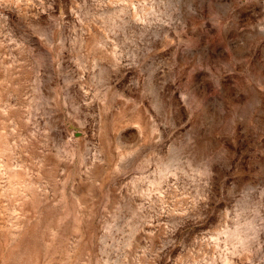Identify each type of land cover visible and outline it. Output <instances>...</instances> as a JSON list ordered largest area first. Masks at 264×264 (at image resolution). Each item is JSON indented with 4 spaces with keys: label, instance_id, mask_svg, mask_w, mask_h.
Listing matches in <instances>:
<instances>
[{
    "label": "rangeland",
    "instance_id": "rangeland-1",
    "mask_svg": "<svg viewBox=\"0 0 264 264\" xmlns=\"http://www.w3.org/2000/svg\"><path fill=\"white\" fill-rule=\"evenodd\" d=\"M0 264H264V0H0Z\"/></svg>",
    "mask_w": 264,
    "mask_h": 264
}]
</instances>
